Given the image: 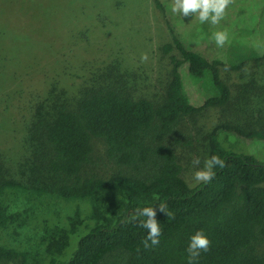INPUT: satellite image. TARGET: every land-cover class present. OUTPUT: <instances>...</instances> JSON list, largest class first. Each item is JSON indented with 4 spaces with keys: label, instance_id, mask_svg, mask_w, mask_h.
Wrapping results in <instances>:
<instances>
[{
    "label": "trees",
    "instance_id": "16d2710c",
    "mask_svg": "<svg viewBox=\"0 0 264 264\" xmlns=\"http://www.w3.org/2000/svg\"><path fill=\"white\" fill-rule=\"evenodd\" d=\"M152 1L171 38L160 47L170 65L154 99L137 92V75L119 69L115 57L89 60L77 82L46 71L34 84L41 53L21 55L17 22H7L0 0V84H13L1 107L19 110L22 158L12 164L0 154V264H188L198 230L211 245L196 264H264V160L221 143L224 133L264 139V126L220 120L204 133L194 126L209 109L227 106L220 67L264 60V4L235 11V24L246 27L240 33L230 23L179 20L173 0ZM216 31L229 35L223 47ZM187 78L200 81L186 89ZM212 155L225 167H215L210 182L189 185V167ZM144 207L156 210L161 228L160 243L147 248L143 218L132 219Z\"/></svg>",
    "mask_w": 264,
    "mask_h": 264
},
{
    "label": "rangeland",
    "instance_id": "374dc122",
    "mask_svg": "<svg viewBox=\"0 0 264 264\" xmlns=\"http://www.w3.org/2000/svg\"><path fill=\"white\" fill-rule=\"evenodd\" d=\"M253 3L264 4V0H233L226 11V20L222 19L220 24L236 25L240 33L243 32L246 27L240 22L235 24V11L239 8L244 13H253ZM3 7L8 13L7 22H17L13 31L17 28L15 41H18V45L15 47L21 50V55L41 53L39 65L34 68L35 72H38L34 84L43 78L46 71L53 73L58 82H77L75 75L82 72V66L86 69L89 60V64L95 65L115 57L119 69L137 75L136 88L141 96L154 99L163 92L170 64L167 54H163L160 47L170 42L171 38L161 10L154 6L152 0H15L12 4L10 0H5ZM181 18L178 17L179 20ZM169 24L171 25V20ZM80 25L85 30L82 38L76 34ZM250 40L256 41V35L252 34ZM245 48L247 49L246 44L243 49ZM209 51L212 52L211 49ZM143 53L148 55L146 62H141ZM219 76L229 90L227 106L212 108L213 111L209 109L207 116L198 117L194 126H201L199 129L203 130L202 133L209 131L220 120H229L248 127L252 124L256 128L263 127L264 60L258 64L248 61L243 67L233 70L220 67ZM192 80L187 78L186 89L188 85L200 81L193 78ZM4 85L5 82L2 81L0 154H7L6 160L16 164L22 159L16 156L21 146L18 140L19 110L15 109L12 103L7 108L1 107L3 98L12 97L10 90L13 91L11 82L5 86L8 89ZM30 85V82H25L23 91L29 89ZM16 89L20 90L17 85ZM7 91V96L3 97ZM205 93L211 94V90L207 89ZM14 105L17 106L16 103ZM221 143L236 153H246L253 155L258 161L264 160V139H246L232 133H224ZM203 167L202 164L201 168ZM198 169L200 168L189 167L190 175H187V178L190 179L191 186L196 184L193 174Z\"/></svg>",
    "mask_w": 264,
    "mask_h": 264
},
{
    "label": "clouds",
    "instance_id": "9594fccd",
    "mask_svg": "<svg viewBox=\"0 0 264 264\" xmlns=\"http://www.w3.org/2000/svg\"><path fill=\"white\" fill-rule=\"evenodd\" d=\"M233 0H173L171 11L183 17L195 16L201 24L210 23L217 25L224 19L226 11ZM214 42L218 47H223L229 42L227 31H216L213 33ZM141 62L148 60L147 53L140 57ZM200 158L192 160L193 165H199ZM225 167V161L218 155H212L204 160V167L196 170L193 174L196 183H208L214 176L215 167ZM160 209L164 211L163 206ZM167 215H171L168 213ZM143 218V219H140ZM133 220L140 219V226L147 230V237L143 241L144 247L156 246L160 243L161 228L156 219V210L153 207H144L137 209ZM150 242V243H149ZM211 241L203 231H196L189 239L186 252L188 254V264H196V261L202 252H207Z\"/></svg>",
    "mask_w": 264,
    "mask_h": 264
}]
</instances>
